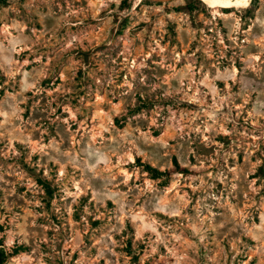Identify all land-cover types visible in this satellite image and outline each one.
I'll return each mask as SVG.
<instances>
[{"label":"rangeland","instance_id":"rangeland-1","mask_svg":"<svg viewBox=\"0 0 264 264\" xmlns=\"http://www.w3.org/2000/svg\"><path fill=\"white\" fill-rule=\"evenodd\" d=\"M121 3L0 4L6 264H264V0Z\"/></svg>","mask_w":264,"mask_h":264},{"label":"trees","instance_id":"trees-1","mask_svg":"<svg viewBox=\"0 0 264 264\" xmlns=\"http://www.w3.org/2000/svg\"><path fill=\"white\" fill-rule=\"evenodd\" d=\"M7 1L8 0H0V4H5ZM123 5H126V8H130L129 4H127V0H122L121 6H123ZM173 164H174V166H175V168L177 170H182V169L179 168V166L177 165L175 160L173 161ZM145 168H146V170L148 172L153 173L154 177L163 176L164 174L167 173V172L166 173L165 172L164 173L163 172H159V171H157V170H155V169H153V168H151L149 166H146ZM10 256H11V254L9 255L2 247H0V264H6L7 259Z\"/></svg>","mask_w":264,"mask_h":264},{"label":"bare ground","instance_id":"bare-ground-1","mask_svg":"<svg viewBox=\"0 0 264 264\" xmlns=\"http://www.w3.org/2000/svg\"><path fill=\"white\" fill-rule=\"evenodd\" d=\"M153 1H160L164 2L167 0H153ZM205 4L208 5V7H211L214 9V11L217 12L216 7H224L227 5H236V8L244 7L247 4V0H202Z\"/></svg>","mask_w":264,"mask_h":264}]
</instances>
